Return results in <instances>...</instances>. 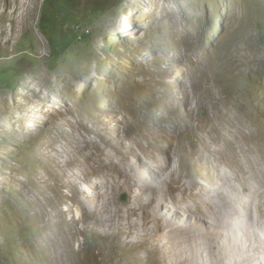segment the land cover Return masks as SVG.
<instances>
[{"label":"rangeland","instance_id":"obj_1","mask_svg":"<svg viewBox=\"0 0 264 264\" xmlns=\"http://www.w3.org/2000/svg\"><path fill=\"white\" fill-rule=\"evenodd\" d=\"M43 74L50 81L37 78ZM15 91L26 109L63 112L79 109L74 93L100 127L112 119L106 109L118 108L122 127L128 118L137 126L128 130L134 136L156 127L170 137L169 123L188 119L191 108L200 120L231 111L250 124L243 145L264 150V0H0V264H136L135 243L99 230L96 215L80 219L75 196L96 203L106 196L92 194L83 174L81 195L47 156L74 169L61 152L74 143L57 120L39 116L36 131L25 128L28 118L9 123L11 114L22 116L13 112ZM119 134H109L118 146ZM184 146L189 171L207 183L213 170L190 155L189 140ZM130 198L121 190L117 203Z\"/></svg>","mask_w":264,"mask_h":264},{"label":"bare ground","instance_id":"obj_2","mask_svg":"<svg viewBox=\"0 0 264 264\" xmlns=\"http://www.w3.org/2000/svg\"><path fill=\"white\" fill-rule=\"evenodd\" d=\"M122 28L128 30L127 26ZM37 78L43 83L50 81L45 74ZM28 85L36 95H45L29 82ZM70 95L79 109L69 106L63 112L55 106L42 111L40 106L24 108L28 102H23L22 94L15 91L13 112L22 116L15 115L19 117L16 120L11 114L9 123L28 118L25 128L36 131L39 116L45 115L47 119L55 118L57 127L71 137L75 150L64 145L61 152L70 156L74 169L68 170L69 165L56 162L49 152L47 156L64 175H69L66 184L81 195L86 193L77 188L76 182L83 174L85 181L93 184L92 194L106 196L101 203L75 196L80 219L90 220L96 215L99 230H107V234L118 231L121 242L135 243L136 264H264V150L259 144L243 145L244 129L250 124L234 119L231 111L227 118L216 112L209 119L200 120L191 114V108L188 119L175 118L169 123L168 127L174 129L170 137L163 134L164 129L156 127H144L146 131L134 136L128 133L132 128L136 130L134 122L124 119L122 127L115 116L120 109H106L112 119L100 127L92 122L91 107L79 101L74 93ZM124 100L123 107L132 104L130 97ZM104 110L97 109L101 115ZM102 116L100 122L104 124L106 119ZM68 125L71 132L66 131ZM112 130L120 131V146L110 139ZM185 139L192 147L189 154L197 155L198 161H204L213 170L211 176H204L207 183L198 181L189 171L181 153ZM121 190L131 194L124 205L117 203ZM180 215L185 216V224ZM78 247L84 249L82 243Z\"/></svg>","mask_w":264,"mask_h":264},{"label":"water","instance_id":"obj_3","mask_svg":"<svg viewBox=\"0 0 264 264\" xmlns=\"http://www.w3.org/2000/svg\"><path fill=\"white\" fill-rule=\"evenodd\" d=\"M126 197H127V196H126V195H124V196H123V199L125 200V199H126Z\"/></svg>","mask_w":264,"mask_h":264}]
</instances>
